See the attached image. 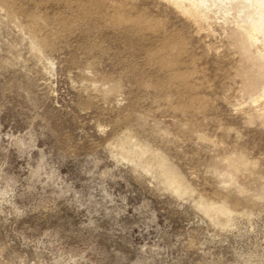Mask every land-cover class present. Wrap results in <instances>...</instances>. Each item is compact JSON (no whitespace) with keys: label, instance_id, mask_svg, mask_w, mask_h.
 Here are the masks:
<instances>
[{"label":"rangeland","instance_id":"1","mask_svg":"<svg viewBox=\"0 0 264 264\" xmlns=\"http://www.w3.org/2000/svg\"><path fill=\"white\" fill-rule=\"evenodd\" d=\"M263 9L0 0V264H264Z\"/></svg>","mask_w":264,"mask_h":264},{"label":"bare ground","instance_id":"2","mask_svg":"<svg viewBox=\"0 0 264 264\" xmlns=\"http://www.w3.org/2000/svg\"><path fill=\"white\" fill-rule=\"evenodd\" d=\"M264 1V0H263ZM264 10V9H263ZM177 178V177H176ZM176 178H174V179H172L171 181H170V183H171V185H173L175 188H176V190L178 189V187H180L181 186V183H180V181H179V178L178 179H176ZM181 191V190H180Z\"/></svg>","mask_w":264,"mask_h":264}]
</instances>
